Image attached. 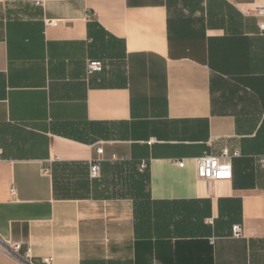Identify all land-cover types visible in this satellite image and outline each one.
Returning a JSON list of instances; mask_svg holds the SVG:
<instances>
[{"label": "crops", "instance_id": "obj_1", "mask_svg": "<svg viewBox=\"0 0 264 264\" xmlns=\"http://www.w3.org/2000/svg\"><path fill=\"white\" fill-rule=\"evenodd\" d=\"M253 2L0 0V264H264ZM224 150L233 179L199 180Z\"/></svg>", "mask_w": 264, "mask_h": 264}, {"label": "built area", "instance_id": "obj_2", "mask_svg": "<svg viewBox=\"0 0 264 264\" xmlns=\"http://www.w3.org/2000/svg\"><path fill=\"white\" fill-rule=\"evenodd\" d=\"M32 4L39 8H45L47 0H31ZM247 16L255 17L259 20V30L264 36V0H254L247 8L242 11ZM47 26L57 27L59 25L58 21L55 20H45ZM88 73L99 72L102 70V63L100 61H89L87 63ZM97 154L101 156L103 154L102 149L97 150ZM240 152L236 151L231 153L229 150H224L220 156H205L198 158L196 160V172L199 180L208 183L217 182H228L233 179V166L232 159L239 157ZM175 164L183 168L185 166L184 161H176ZM258 165L260 168L264 169V156L258 158ZM147 165L145 163L141 164L140 170L145 171ZM46 173V172H45ZM90 177L93 180L101 178V159L95 160L90 167ZM12 194H15V190H12ZM233 237L241 238L243 236V229L240 225L233 227ZM214 244V240L212 241ZM8 248L11 251L21 250V244H9L0 235V249L7 251ZM25 259L31 261V251L25 255ZM44 264H52L51 258H46L43 260Z\"/></svg>", "mask_w": 264, "mask_h": 264}]
</instances>
